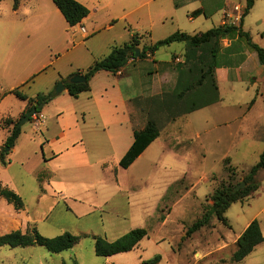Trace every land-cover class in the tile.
Instances as JSON below:
<instances>
[{"label":"rangeland","instance_id":"rangeland-1","mask_svg":"<svg viewBox=\"0 0 264 264\" xmlns=\"http://www.w3.org/2000/svg\"><path fill=\"white\" fill-rule=\"evenodd\" d=\"M234 1L246 3V0ZM15 2L0 0V91L18 88L28 97L51 90L57 92L61 81L53 82L58 71L63 74L77 65L87 68L93 63V58L85 47L63 54L67 44L66 33L55 13L57 7L53 0H20L21 9L18 12L14 9ZM47 20H53L55 27L45 26ZM62 20L66 22L63 17ZM219 21L215 16L196 26L197 30H192V26L186 27L190 33H197L219 26ZM174 27H171L172 34L177 32ZM243 28L264 48V0L255 1L244 19ZM116 31L117 28L92 31L90 38L96 36L92 44L101 46L100 56L110 52L105 42ZM225 40L220 39L219 49ZM184 45V42H174L160 47L158 59H165L166 49L181 51ZM251 50L247 49V52ZM253 53L259 63L256 52ZM249 64L252 65L250 57ZM45 66L46 69L40 72ZM205 66L202 64V67ZM236 73L239 72L234 71ZM250 85L249 91L246 87ZM236 86L232 90L223 85L221 105L214 110L207 108L187 116L189 119L180 121L181 132L174 133L169 116L157 122L160 127L167 126L164 137H159L128 169L119 166L117 154H110L100 168L78 172L66 167V157L48 164L45 159L52 153L47 143V126L37 127L32 119L22 123L16 149L5 147L8 151L7 164H2L0 160V183L23 197L26 212L41 234L54 237L69 231L89 235L82 236L71 249L60 253H50L40 245L24 249L0 246V264H40L42 261L48 264H73L75 261L79 264H149L157 256L160 259L156 264H263L264 245L240 262L233 261L231 256L237 248V235L242 233L246 223L255 218L264 223V212L259 213L264 206V191L261 195L234 202L226 212L227 225L214 216L210 225L187 235L188 228L213 204L214 190L245 181L249 169L259 161L264 150V139L259 138L256 132L264 125L262 101L248 118H239L244 106L236 107L232 103L234 98L247 101L256 97L259 86L252 80L246 87L243 82H237ZM48 87H51L50 90ZM263 89L260 86V90ZM59 101H62L61 105ZM72 104L79 103L65 91L57 92L40 108L46 116V124H51V133L60 129L58 109L62 107L64 116L69 118ZM28 106V100L14 93L0 95V151L8 136V128L2 125V121L9 115L19 119ZM194 117H199V120L192 119ZM235 117L238 119L235 120ZM163 141L175 154L168 152L163 155ZM77 156L79 154L72 159ZM48 175L53 176L51 180H47ZM260 178L264 182V174ZM94 181L108 182L109 188L114 184L119 186L106 208L108 213L94 206L99 207L111 190L105 194L95 192L90 189ZM165 189V196L157 205L156 217L151 216L146 223L148 236L141 240L138 247L110 257L95 253L93 234L107 235L112 239L129 231L131 220L124 219V224L115 226L122 220L116 214L129 216L133 210V196L138 197V202L152 201L153 195L158 196ZM59 192L65 195L60 197ZM10 210V205L0 198V234L20 226L11 221L14 216ZM20 250L38 251L30 254Z\"/></svg>","mask_w":264,"mask_h":264},{"label":"crops","instance_id":"crops-1","mask_svg":"<svg viewBox=\"0 0 264 264\" xmlns=\"http://www.w3.org/2000/svg\"><path fill=\"white\" fill-rule=\"evenodd\" d=\"M78 1L89 9V14L80 23L74 26L69 25L58 8L55 10L57 18L60 19V24L62 23V28L64 26V32L66 33L65 41L67 44L63 54L79 47H85L87 53L93 58V63L106 56H104V54H101V56L99 55L101 46L99 47V45L96 46L94 43L92 44L96 36L92 38H90V36L92 31L95 32L97 29L106 28L108 31H112L117 28V31L111 35L110 40H106L105 42L106 48H109L110 51L114 45H122L126 42H130L134 36H140L139 45L137 47L140 51L145 46L171 35V27L173 26H175L174 28H176V31L190 33L186 26H192V30H197L196 26L204 24L210 17L212 18L215 16H218L220 20L219 25L226 22L240 25L241 21L238 20L239 11L235 10V6L240 7V13L244 11L246 6V3L242 4L234 0ZM14 9L15 12L21 9L20 0L18 1L17 7ZM196 10H201L202 12L193 13ZM226 14L231 15V17L227 18ZM62 17L66 22L62 20ZM243 25L244 20L242 28ZM45 26L54 28L55 22L53 20H47L45 21ZM82 27H84V31L81 29ZM173 30L175 29H172V32H175ZM190 34L196 33L193 32ZM148 38H150V41H148ZM223 38H226V40L221 42V47L217 55L218 66L215 68V78L220 96L219 101L210 103L192 112L185 113L186 107L191 106L193 100L192 98H181L178 96L180 92L178 90L184 88L181 87L178 89V83L186 86L200 78V70L203 68L202 64L199 61H192V58H199L202 56L203 53L201 50L195 51L188 49L185 44L181 48V51L174 48L166 49L165 51L168 52L164 55L165 59H158L159 49L154 53L147 51L144 58H130L126 65L117 72L107 70L98 71L90 80V89L81 92L77 97L73 96L79 104H75V106L73 104L71 105V116L69 118L64 116V109L62 107L58 109L57 112L59 114L57 122L58 125H60L59 131L55 133L52 132L53 134L51 133V124L49 122L46 124V116L44 115L45 120L42 126H47V143L52 153V156L45 159V161L50 164L57 158L66 157L68 162L66 167L76 172L83 169L100 168V166L106 163L110 154H117V160L119 162L134 141V131L136 129H143L150 119L160 122L164 117L169 116V124L172 125L171 129L174 133L181 132L182 129L179 125L181 124L180 121L189 119L188 117L194 115L197 111L199 112L207 108L214 110L217 105H221L224 99L222 94L223 85L225 88L230 87L233 90L237 88V82H243V85L246 87L247 83L252 80L255 85L259 86L258 95L247 101L242 98H234L232 101L233 105L236 107L244 106L239 118L250 117L249 114L254 113V108H256L259 101H262L264 106V89L263 91L260 90V86L264 87V65L260 62H256L253 53L254 50L247 52V49H250V47L244 38L238 35H229L228 37H222V39ZM249 57L252 65L249 64ZM225 62H227V64H225ZM87 68L77 65V67L69 69L65 71V73L69 72L68 76L72 77L76 73H84ZM45 69L46 66L40 69V72ZM234 71L239 73L234 74ZM65 73L62 74L61 71H58V75L53 83L56 84L67 79L68 76L65 77ZM100 86H103V90ZM50 88L51 87H48L49 90ZM246 88L250 91L251 85ZM0 90H2V88H0ZM65 91L68 92L66 88L62 92ZM125 91L127 92L126 94ZM130 91H132V93ZM5 92L6 91H0V95H7L8 93L5 94ZM59 104L61 105L62 101H59ZM9 116L14 119L17 118L13 115ZM50 118L51 117H49V119ZM192 119L199 120V117H194ZM236 119H238V117H235V120ZM166 128L167 126L160 127V135L144 150V152L150 148L159 137L164 135ZM7 132L9 134V128ZM256 132H258L257 136L259 138L264 139V125L258 127ZM16 143L12 150L16 149ZM162 146L164 148L163 155H166L168 152L175 154L174 150L171 151L164 145V141ZM143 153L128 168H131ZM77 154H79V156L72 159V157ZM263 171L264 168L260 169L257 174V178L260 182L259 189L247 199L261 195V191H264V182L260 178V175L264 174ZM52 175H48L47 180H51L53 177ZM118 188L119 186L117 184L109 188L108 182L94 181V183H91L90 189L95 192L99 191L105 194L108 190H111V192L102 199L99 207L94 206L95 209H100L108 213L109 211L106 208L111 198L117 194ZM165 193L166 189L165 192L160 191L158 196L156 194L153 195L152 201L151 199H147L142 202H138V197L133 196L134 204L132 212L128 214L129 216H122L120 213H117L116 216L121 217L122 220L114 225L120 227L121 224H124V219H128L132 222V226L129 230L137 227H145L151 216L156 217L158 202L164 198ZM131 194H133V192ZM58 195L62 197L65 194L59 192ZM0 198L10 205V213L14 216L11 221L20 225L19 228L15 230L25 231L27 225L34 221L31 219L28 212H26L25 207L21 210H17L14 205L7 202L4 197ZM261 212H264V206L261 207L259 213ZM251 221L252 219L246 223L243 231ZM259 221L264 234V223L260 219ZM121 234L123 235L124 233ZM240 235L241 233L237 235L236 241ZM118 236L119 235H115L112 239L107 238L109 240H115ZM261 245H264V241L258 244L244 259L251 256ZM35 246L38 245L28 247ZM28 247H23V249ZM20 251L33 254V252H37L38 250L30 252H26L25 250ZM40 264L48 263L42 261ZM73 264H79V262L75 261Z\"/></svg>","mask_w":264,"mask_h":264},{"label":"trees","instance_id":"trees-1","mask_svg":"<svg viewBox=\"0 0 264 264\" xmlns=\"http://www.w3.org/2000/svg\"><path fill=\"white\" fill-rule=\"evenodd\" d=\"M14 8L17 7L18 1L15 0ZM256 0H246L240 25L221 24L207 31L190 34L185 31H177L168 37L156 41L153 44L145 46L137 55V47L139 45V37L134 36L130 42L122 45H114L111 51L103 58L96 60L82 73L86 80L80 83H72L70 77L64 79L66 89L72 95L77 97L81 92L90 89V80L100 70L117 72L126 65L130 58H144L146 52L154 53L160 47L169 45L174 42H184L188 49L195 51L201 50L203 53L199 58H192V61H199L206 66L200 70L201 76L193 83L183 86L178 83V91L181 98H192V105L186 107L185 113L192 112L196 109L204 107L210 103L219 101V91L215 78V68L217 65V55L219 52V41L223 36L238 35L247 41L249 47L254 50L258 56V60L264 65V48L254 42L249 31L242 28L244 17L250 12ZM57 8L60 10L69 25L74 26L80 23L89 14V9L78 0H53ZM201 10H196L193 13H201ZM208 48V49H207ZM190 59V58H189ZM179 82V81H178ZM194 88V89H193ZM6 93H14L18 97L29 101L27 110L21 115L23 117L33 106L41 103L46 104L51 101L56 95L55 90L48 93H41L35 97H28L18 88L6 91ZM36 112H41L38 109ZM20 117V118H21ZM19 118V119H20ZM19 119L8 117L2 121V125L9 128V134L6 138L5 145L0 151V160L6 165V155L8 151L5 147L12 149L21 133V126L18 127ZM32 117H30V120ZM160 135V125L154 119H150L143 129L134 131V141L127 152L119 161V166L127 169L134 161L144 152V150ZM229 163V159L226 160ZM264 168V150L260 155L259 161L250 169L244 180L246 185L237 191H234L236 185H227L218 187L212 193L213 204L205 209L201 218L197 219L187 230V235H191L200 228L208 226L212 218L217 217L225 225L228 224L226 212L229 207L242 199H246L253 195L260 186L257 178L258 171ZM239 184V183H237ZM0 197H4L7 202L14 205L15 209L21 210L25 207L23 197L14 189L0 183ZM65 231L60 235L48 237L41 234L35 224L29 223L25 231L13 230L0 235V246L28 247L40 245L45 247L50 253H60L71 249L82 236ZM94 239L95 253L98 256H112L118 253H123L135 249L141 240L148 236V230L145 227H137L129 230L115 240H109L105 235H92ZM264 241V234L258 218L253 219L246 229L241 233L236 241L237 248L231 256L235 262L242 261L248 256L255 247ZM160 256L150 260L149 264H156Z\"/></svg>","mask_w":264,"mask_h":264},{"label":"water","instance_id":"water-1","mask_svg":"<svg viewBox=\"0 0 264 264\" xmlns=\"http://www.w3.org/2000/svg\"><path fill=\"white\" fill-rule=\"evenodd\" d=\"M225 37V36H223ZM137 55L139 54V48H137ZM86 80V77L83 75V74H75L73 75L69 81L72 82V83H80V82H84ZM66 88L65 86V83L64 82H60L59 86L57 87V92H62L64 89ZM43 107V104H39V105H36V106H33L21 119L20 121L18 122L17 126L20 127L22 125V123L30 120V117L33 116V114L36 113V111L40 108ZM246 185V181H242L240 182L239 184H237L235 187H234V191H237L239 190L240 188L244 187Z\"/></svg>","mask_w":264,"mask_h":264},{"label":"built area","instance_id":"built-area-1","mask_svg":"<svg viewBox=\"0 0 264 264\" xmlns=\"http://www.w3.org/2000/svg\"><path fill=\"white\" fill-rule=\"evenodd\" d=\"M235 10L239 11L238 20L241 21L243 12L240 13V7L239 6H235ZM226 17L227 18L231 17V15L226 14ZM224 24H232V23H227L226 22ZM232 25H235V24H232ZM81 29L84 31V27H82ZM32 120H33V124H36L35 126L41 127L43 125V123H44L45 116H44V114L42 112H36L35 114H33Z\"/></svg>","mask_w":264,"mask_h":264}]
</instances>
